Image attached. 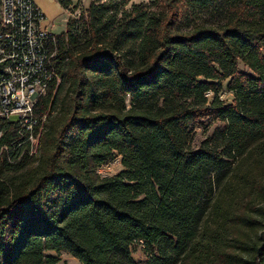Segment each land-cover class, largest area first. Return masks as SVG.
<instances>
[{"label": "trees", "instance_id": "16d2710c", "mask_svg": "<svg viewBox=\"0 0 264 264\" xmlns=\"http://www.w3.org/2000/svg\"><path fill=\"white\" fill-rule=\"evenodd\" d=\"M212 10L218 23L181 28ZM54 36L61 82L37 106L38 152L0 155V264H59L48 250L82 264H262L247 210L264 201V0H91ZM203 117L224 126L192 149ZM116 154L124 169L102 177Z\"/></svg>", "mask_w": 264, "mask_h": 264}, {"label": "built area", "instance_id": "2783aa9c", "mask_svg": "<svg viewBox=\"0 0 264 264\" xmlns=\"http://www.w3.org/2000/svg\"><path fill=\"white\" fill-rule=\"evenodd\" d=\"M44 14L36 0H1L0 3V129L7 124L17 126L16 137L0 146L7 160L15 162L26 153L36 155L46 116H37L39 101L51 86L61 82L56 63V38L44 25ZM208 92L207 95H209ZM17 116V121H12ZM10 148L16 149L11 154ZM110 162L100 166L98 173L107 177Z\"/></svg>", "mask_w": 264, "mask_h": 264}, {"label": "rangeland", "instance_id": "374dc122", "mask_svg": "<svg viewBox=\"0 0 264 264\" xmlns=\"http://www.w3.org/2000/svg\"><path fill=\"white\" fill-rule=\"evenodd\" d=\"M141 1H148V0H133L134 3H138ZM91 0H76L74 5L71 7L68 13L58 16L57 18L53 19L50 23V32L54 35H59L67 30V22L68 19L71 17L73 20H79L81 15L85 13L87 7H89ZM131 4V3H130ZM130 5L127 7L129 8ZM158 8V7H155ZM71 14V16H70ZM224 13L222 14L221 10H212V11H202L199 13H189L187 17L181 22V28L185 29L188 26L191 27L197 23H210L216 24L223 18ZM86 38L85 32L82 34V40L80 45H84V41ZM240 69L243 71H247L246 67L243 63H240ZM228 80L222 82V90L219 92L220 98L225 101L226 103H231L233 99V93L227 89ZM209 98H213V93H209ZM17 116H12V121H17ZM223 122L219 120H214L210 117H203L202 121L199 123L198 126L192 131V139L190 142V146L192 149H198L202 143L211 138L213 135L216 134L217 130H221L223 128ZM111 165L109 168H106V173L108 176L115 175L121 172L124 167L122 165V157L119 154H116L115 157L110 161ZM29 168H34L36 163L28 162ZM264 208V201L256 199L254 201V208L252 210H247V212L256 220H258L259 225L252 231L250 230L249 233L252 235V241H257L260 239L261 235H264V212L258 211L259 208ZM237 251L243 253L246 259L251 258L252 252H244L239 249ZM239 252V253H240ZM47 255H58L59 257V264H82L78 259L73 257L71 254L67 252H61L60 254H56L54 251H46ZM131 256L133 260L137 263L143 262L149 259L150 255L146 250L145 244L143 241L134 242L131 246ZM262 264H264V254L261 257Z\"/></svg>", "mask_w": 264, "mask_h": 264}, {"label": "crops", "instance_id": "0c3cea01", "mask_svg": "<svg viewBox=\"0 0 264 264\" xmlns=\"http://www.w3.org/2000/svg\"><path fill=\"white\" fill-rule=\"evenodd\" d=\"M73 3L76 0H72ZM153 0H148V1H141L138 3H148ZM133 2V0H132ZM37 6L41 9V11L44 14L45 20H44V25L49 29L50 31V23L52 22L53 19L57 18L58 16L64 15L69 12L71 7L69 9L64 8L59 0H36ZM71 16V14H70Z\"/></svg>", "mask_w": 264, "mask_h": 264}]
</instances>
